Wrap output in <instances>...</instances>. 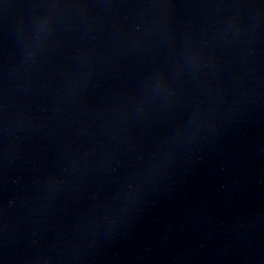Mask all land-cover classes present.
Masks as SVG:
<instances>
[{
	"label": "water",
	"instance_id": "water-1",
	"mask_svg": "<svg viewBox=\"0 0 264 264\" xmlns=\"http://www.w3.org/2000/svg\"><path fill=\"white\" fill-rule=\"evenodd\" d=\"M0 264H264V0H0Z\"/></svg>",
	"mask_w": 264,
	"mask_h": 264
}]
</instances>
